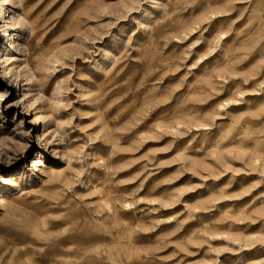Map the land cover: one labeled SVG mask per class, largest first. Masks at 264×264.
Masks as SVG:
<instances>
[{
	"label": "rangeland",
	"instance_id": "1",
	"mask_svg": "<svg viewBox=\"0 0 264 264\" xmlns=\"http://www.w3.org/2000/svg\"><path fill=\"white\" fill-rule=\"evenodd\" d=\"M0 264H264V0H0Z\"/></svg>",
	"mask_w": 264,
	"mask_h": 264
},
{
	"label": "bare ground",
	"instance_id": "2",
	"mask_svg": "<svg viewBox=\"0 0 264 264\" xmlns=\"http://www.w3.org/2000/svg\"><path fill=\"white\" fill-rule=\"evenodd\" d=\"M4 11H5L4 13L7 14V9H6V8H4ZM8 15H9V14H7V17H8ZM27 18H28V17H27ZM31 23H32V22H31ZM36 46H37V45H36ZM37 47H38V46H37ZM37 49H38V48H37ZM73 256H74V255H73Z\"/></svg>",
	"mask_w": 264,
	"mask_h": 264
}]
</instances>
